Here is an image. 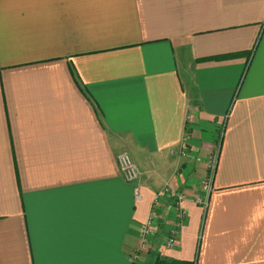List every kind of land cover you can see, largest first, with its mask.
<instances>
[{
  "label": "crops",
  "instance_id": "crops-1",
  "mask_svg": "<svg viewBox=\"0 0 264 264\" xmlns=\"http://www.w3.org/2000/svg\"><path fill=\"white\" fill-rule=\"evenodd\" d=\"M159 261L264 264V0H0V264Z\"/></svg>",
  "mask_w": 264,
  "mask_h": 264
},
{
  "label": "built area",
  "instance_id": "built-area-1",
  "mask_svg": "<svg viewBox=\"0 0 264 264\" xmlns=\"http://www.w3.org/2000/svg\"><path fill=\"white\" fill-rule=\"evenodd\" d=\"M116 162H117V166L119 169V172L122 176V178L129 183L134 184V196L136 197V199L140 198V192H139V187L137 184V181L139 179L140 176V170L137 166V164L134 162V160L132 159L131 155L126 152L123 151L121 153L118 154V156L116 157ZM201 189L202 191L205 193L204 197L201 196H197L195 198L196 203L202 205L203 207H206L208 205V194L210 193V191L212 190V182L210 180V178L204 179L201 183ZM184 214V211L179 210L178 212V217L179 219L182 218ZM156 217L155 212H150V215L146 221V223L142 226V241L145 242L147 239V236L149 235L152 225H153V221ZM177 225L178 228L181 225V220L177 221ZM179 229L174 228L171 230L168 238H167V244L168 245H172L174 244L176 238L178 237V232Z\"/></svg>",
  "mask_w": 264,
  "mask_h": 264
},
{
  "label": "snow or ice",
  "instance_id": "snow-or-ice-1",
  "mask_svg": "<svg viewBox=\"0 0 264 264\" xmlns=\"http://www.w3.org/2000/svg\"><path fill=\"white\" fill-rule=\"evenodd\" d=\"M52 242L54 245H59L60 243H62V236L55 229L53 230ZM56 264H67V262H56Z\"/></svg>",
  "mask_w": 264,
  "mask_h": 264
},
{
  "label": "trees",
  "instance_id": "trees-1",
  "mask_svg": "<svg viewBox=\"0 0 264 264\" xmlns=\"http://www.w3.org/2000/svg\"><path fill=\"white\" fill-rule=\"evenodd\" d=\"M156 264H161V262L159 261V262H156Z\"/></svg>",
  "mask_w": 264,
  "mask_h": 264
}]
</instances>
